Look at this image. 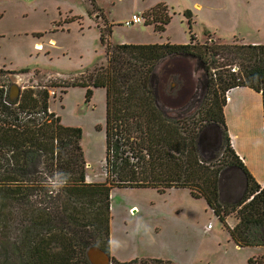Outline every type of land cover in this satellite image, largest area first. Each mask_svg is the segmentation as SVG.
Wrapping results in <instances>:
<instances>
[{
  "label": "trees",
  "instance_id": "16d2710c",
  "mask_svg": "<svg viewBox=\"0 0 264 264\" xmlns=\"http://www.w3.org/2000/svg\"><path fill=\"white\" fill-rule=\"evenodd\" d=\"M167 9L158 4L145 12L146 22L152 19L147 25L154 23L156 31H165L172 20ZM190 35L187 44H108L105 66L86 80L62 85L84 88L86 102L91 101L94 88L106 90V179L102 183L86 181L83 129L63 125L49 111L46 88L26 89L15 101L0 90V259L26 258L22 264H90L86 251L96 245L113 264H174L158 259L120 262L111 256L114 188H152L162 194L171 188L188 189L192 197L206 201L236 245L264 247V187L235 154L224 117L225 95L236 87L260 93L264 111V45L199 44ZM221 51L231 60L239 59L240 68L236 73L223 70L213 78L211 70L216 65L209 59ZM175 55L195 58L199 68L210 75L205 123L221 127L224 138L221 159L216 162L202 161L198 155L205 127L195 133L185 119L168 116L157 103L156 66ZM229 166L244 170L247 188L239 199L227 203L222 201L220 184ZM56 169L70 173L71 182L52 195L43 182ZM23 212L26 219L20 226L24 234L14 239L9 251L3 241H8L3 234L9 216ZM233 212L239 221L231 228L226 218ZM247 264H264V256L251 257Z\"/></svg>",
  "mask_w": 264,
  "mask_h": 264
},
{
  "label": "rangeland",
  "instance_id": "374dc122",
  "mask_svg": "<svg viewBox=\"0 0 264 264\" xmlns=\"http://www.w3.org/2000/svg\"><path fill=\"white\" fill-rule=\"evenodd\" d=\"M93 1L0 0V70L15 72L0 73V90L9 93L11 83L16 81L20 94L29 88H46L49 111L59 116L63 125L83 129L86 181L102 183L106 179V90L94 88L91 101L86 102L84 88L62 85L86 80L94 70L105 66L108 44H187L190 33L199 44L208 45H243L237 40H264V0ZM163 2L172 17L165 31H156L154 23L147 25L152 19L146 24H124L134 13L142 15L144 10ZM209 60L216 65L211 70L213 78L223 70L236 73L240 68L239 59L231 60L225 51ZM170 68L157 64L153 79L157 102L166 113L185 119L189 129L200 133L207 126L210 75L200 70L195 94L191 96L188 82L178 76L169 78ZM198 68H194L195 73ZM171 81L178 85L172 93ZM215 142L220 143L218 136ZM213 145L211 138L204 137V150ZM222 150L213 160L199 149L198 155L202 161L216 162L221 159ZM230 178H226L227 190L222 182V201L227 203L230 201L226 196L240 186ZM111 197L112 255L121 262L158 259L174 264H247L257 253L250 247L238 248L206 201L192 198L188 190L162 194L152 188H114ZM24 219V212L9 216L3 234L8 238L3 240L7 250H13L14 239L22 238L20 221ZM227 219L231 224L238 222L237 212L226 218L229 225ZM259 253L264 255V248ZM25 259L7 256L0 259V264H22Z\"/></svg>",
  "mask_w": 264,
  "mask_h": 264
},
{
  "label": "crops",
  "instance_id": "0c3cea01",
  "mask_svg": "<svg viewBox=\"0 0 264 264\" xmlns=\"http://www.w3.org/2000/svg\"><path fill=\"white\" fill-rule=\"evenodd\" d=\"M161 4L166 5L165 2ZM166 6L168 7V5ZM151 9L144 10L143 14L147 11H150ZM237 41L247 45L249 44L264 45V40L259 38L257 39L254 38L250 40H237ZM229 97L230 100L226 102L224 106V117H225V123L227 127L226 129L228 136L230 138L231 146L235 154L239 157L242 164L245 166L247 171L252 175L255 181L261 187H264V111H263L262 95L248 87H236L229 91ZM206 136L214 141V145L209 150L203 149L204 148L203 139ZM217 136L220 138V143L215 142ZM200 138L201 140L199 139L198 146H199V150H201V153H203L205 157H207L209 160L216 159L217 154L221 153V150L223 149L224 138H223L222 128L216 124H209L204 128ZM229 174L235 176L236 179L233 180H236L235 182H239L241 186V187L239 186V188L236 189L234 193L228 194L226 196L227 201L232 202V201H236L244 194L247 188V177L242 168L238 166L227 167V169L222 174V179L220 184L221 192H222V180L225 175L229 176ZM172 190H188V189L171 188L166 192ZM227 222L231 228L236 226V224L238 223L236 222L231 224L229 219H227ZM207 228L209 229V224ZM236 246L240 248V246L238 245ZM250 248H252L257 252L252 257L264 256L262 253H259L260 249L264 247H250ZM112 250L113 248L111 244V255H112ZM112 257L114 256L112 255Z\"/></svg>",
  "mask_w": 264,
  "mask_h": 264
},
{
  "label": "water",
  "instance_id": "95a60500",
  "mask_svg": "<svg viewBox=\"0 0 264 264\" xmlns=\"http://www.w3.org/2000/svg\"><path fill=\"white\" fill-rule=\"evenodd\" d=\"M190 59H193V60L191 61ZM158 64L163 65V68L168 67L169 65V67H171L170 72L168 74L169 78H171V76H178L177 78L184 79L186 84L188 82L189 87H191L190 89H192V91L190 92L191 96L195 94V88L200 78V70H202L198 68L199 66L195 58H190V57H186L182 55H175V56H171V57H167L163 59ZM195 67L199 69L197 70V73H195V70H194ZM177 86L178 85L174 81H171L170 93H172V91L176 89ZM19 96H20L19 82L12 83L11 89H10V100L15 101L19 98ZM168 116L172 117L170 114H168ZM86 256L90 264H110L111 263L110 256L96 245H92L87 249Z\"/></svg>",
  "mask_w": 264,
  "mask_h": 264
},
{
  "label": "clouds",
  "instance_id": "9594fccd",
  "mask_svg": "<svg viewBox=\"0 0 264 264\" xmlns=\"http://www.w3.org/2000/svg\"><path fill=\"white\" fill-rule=\"evenodd\" d=\"M70 182V173L61 169H56L45 179L43 186L50 192V194L56 195L59 194L62 189L68 187Z\"/></svg>",
  "mask_w": 264,
  "mask_h": 264
},
{
  "label": "built area",
  "instance_id": "2783aa9c",
  "mask_svg": "<svg viewBox=\"0 0 264 264\" xmlns=\"http://www.w3.org/2000/svg\"><path fill=\"white\" fill-rule=\"evenodd\" d=\"M146 22V19L143 15L141 14H133L130 19L126 20L124 22V24L126 26H132V25H135V24H141V23H145ZM225 100L226 102H228L230 100V97H229V91L226 93L225 95ZM210 228V226H209Z\"/></svg>",
  "mask_w": 264,
  "mask_h": 264
},
{
  "label": "flooded vegetation",
  "instance_id": "af4514ba",
  "mask_svg": "<svg viewBox=\"0 0 264 264\" xmlns=\"http://www.w3.org/2000/svg\"><path fill=\"white\" fill-rule=\"evenodd\" d=\"M16 82H18V81H16ZM16 82H13V83H16ZM11 85H12V83H11ZM11 85H10V89H11ZM9 97H10V90H9ZM227 177H232L233 179H236V177L235 176H233V175H231V174H229V176H224V178H223V180H222V182H223V185H224V188H225V190H227V188L225 187L226 186V183L225 182H227L228 180L226 179ZM231 179V178H230ZM225 183V184H224ZM229 184V183H228ZM228 191H230V190H228Z\"/></svg>",
  "mask_w": 264,
  "mask_h": 264
},
{
  "label": "bare ground",
  "instance_id": "6f19581e",
  "mask_svg": "<svg viewBox=\"0 0 264 264\" xmlns=\"http://www.w3.org/2000/svg\"><path fill=\"white\" fill-rule=\"evenodd\" d=\"M36 47H37L38 49H42L41 44H37Z\"/></svg>",
  "mask_w": 264,
  "mask_h": 264
}]
</instances>
